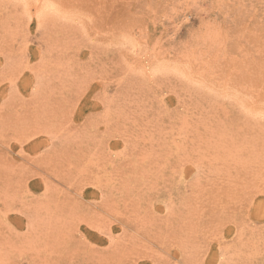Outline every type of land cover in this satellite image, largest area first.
I'll list each match as a JSON object with an SVG mask.
<instances>
[{"label":"rangeland","instance_id":"1","mask_svg":"<svg viewBox=\"0 0 264 264\" xmlns=\"http://www.w3.org/2000/svg\"><path fill=\"white\" fill-rule=\"evenodd\" d=\"M263 212L264 0H0V264H264Z\"/></svg>","mask_w":264,"mask_h":264},{"label":"bare ground","instance_id":"2","mask_svg":"<svg viewBox=\"0 0 264 264\" xmlns=\"http://www.w3.org/2000/svg\"><path fill=\"white\" fill-rule=\"evenodd\" d=\"M36 148V147H35ZM260 213V212H259ZM264 213V212H263Z\"/></svg>","mask_w":264,"mask_h":264}]
</instances>
